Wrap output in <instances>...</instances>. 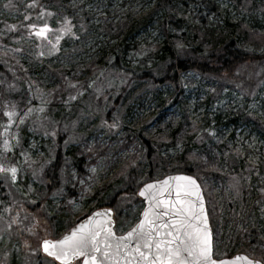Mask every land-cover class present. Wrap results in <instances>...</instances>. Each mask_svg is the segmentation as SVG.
<instances>
[{
	"label": "rangeland",
	"instance_id": "1",
	"mask_svg": "<svg viewBox=\"0 0 264 264\" xmlns=\"http://www.w3.org/2000/svg\"><path fill=\"white\" fill-rule=\"evenodd\" d=\"M174 2L188 17L189 24L201 31L222 30V18L234 22L242 19L264 36V0H241L238 7V2L231 0ZM5 3L9 0H0V54H7L5 62H0V132L8 120L3 115L5 104L16 105L15 97L23 104L16 105L18 115L8 133L10 151L3 150L4 137L0 136V162L18 169L16 181L8 173H0V264H55L42 255V240L57 238L96 206L95 199L84 194L71 199V208L64 209V188L68 184L64 172L60 175L62 191L46 196V173L54 164L58 147L63 152L80 146L107 148L108 154L89 168L85 180L79 181L80 186L87 181L84 190L92 194L135 154V148L120 150L126 129L145 125L149 135H163L173 130L186 112L191 121L202 125L205 113L218 115L225 108L235 112L242 108L246 116L236 126H219L218 135L221 133L224 141L216 152L221 173L204 179L219 217L214 255L222 259L228 254L244 253L264 263V46L258 50L249 47L245 54L256 59L240 65L230 76L188 73L176 85L155 86L151 79L140 78L143 68L140 64L135 66L137 59L129 66L125 57L127 65L117 68L113 66L117 55H110L109 51L116 50L125 39L123 35L114 38L115 34L151 13L156 0H37L34 7H28L31 0H11L8 8ZM42 10L44 16L40 17ZM25 14L29 15L28 20L24 19ZM64 17L71 20L75 36L64 35L57 46L59 51L49 52L46 41L28 36L26 25L47 21L56 29ZM11 24L17 26L14 31L6 27ZM159 26L155 21L126 39V44L130 48L136 44L139 49L163 48L166 37ZM49 38H53V33H49ZM4 39L7 42H2ZM17 48L19 52L15 51ZM103 50L108 51V64H102L101 73L90 81L88 89L78 94L79 89L73 88L75 94L63 95L62 102L55 106L50 93L57 90L60 75L56 78L49 70H64L66 79L75 78L71 83L77 85L87 80L83 71ZM178 50L182 55L191 52L183 47ZM40 51L45 54L39 56ZM15 62L21 63L35 83L43 85V92L26 99L27 103L22 97L28 88L16 76L12 66ZM162 66L158 64L152 72L159 76ZM69 95L76 99L69 100ZM174 97L177 101L166 105ZM29 108L32 112L20 124L19 117ZM212 132L216 135V128L210 123L201 138L219 144ZM143 165L144 161L131 177L127 173L105 197L106 203L113 202L110 208L115 213L117 234H121L122 223L124 230L136 223L143 209V201L137 196L138 185L146 177Z\"/></svg>",
	"mask_w": 264,
	"mask_h": 264
},
{
	"label": "trees",
	"instance_id": "2",
	"mask_svg": "<svg viewBox=\"0 0 264 264\" xmlns=\"http://www.w3.org/2000/svg\"><path fill=\"white\" fill-rule=\"evenodd\" d=\"M231 1L238 2L237 7L241 4V0ZM222 20V30L206 29L201 31L200 28L189 24L188 17L184 13L181 14L179 5L175 4L174 0H156L151 13L140 17L137 21H133L129 26L122 27L115 34L114 38H121L123 35L125 39L121 40L119 47L116 50L114 49L115 51H109L110 55H117L115 56L116 59L113 66L122 69V65L126 64L124 62L125 57L126 60L128 59L127 63L129 66H132L133 61L137 59L134 62L135 66L140 64L139 67L143 68L140 78L151 79L155 86L162 83L176 85L182 80V75L188 73H196L209 77L213 75L221 78L230 76L240 65L256 59V57L245 54V52H247L249 47L258 50L264 46V36L245 25L242 19L235 22L225 18H222ZM155 21L159 22V28L166 37V43L163 48L148 47L146 49H139L136 44L134 48H130L126 44V39L146 29ZM2 42L5 43L7 41L4 39ZM178 44L184 49H190L191 52L187 55L180 54L181 49L178 50L180 48L177 47ZM101 53L103 54L95 56V59L83 71V74L87 75V80L77 83L74 88L75 90L79 89V93L87 90L90 81L99 76L102 71V64L103 66L108 64V61L105 63L108 51L103 50ZM5 57H7V54L5 56L0 54V62H5ZM149 63L151 64L148 65ZM160 63L163 66L159 72V76H157V73L155 75L152 71ZM12 66L14 67L16 76L28 88V92L24 93L22 100L25 101L31 96L43 92L41 90L43 85L35 83L29 77L30 73H28L21 63L15 62L12 63ZM49 71L56 78L57 75H60L57 81V84H59L56 88L57 90L50 93L52 100H55V106H59L58 103L62 102L61 97L63 95L75 94L73 88L68 86V82L72 80L74 83L76 79H66V72L62 69H58L57 72ZM44 93L47 96L49 95L47 92ZM80 98L81 96L78 97V99ZM15 101H17L16 105L19 103L23 104L18 97H15ZM175 101L177 100L174 97L166 105L172 104ZM162 104L164 105V103ZM155 115L152 114L151 117H155ZM245 116L246 111L242 108L237 112L225 108L218 115L205 113L202 125H197L190 120L186 112L178 125L163 135H149V130L145 125L139 129H126V138L123 140L120 150L135 148V154L128 161H125L123 166L118 168L111 179L97 188L92 194L84 190L85 184L88 182L86 181L84 185L80 186L79 181L85 180L89 176V168L104 155L108 154L107 148L100 145L93 147L80 146L64 150L63 152V149L58 147L53 155L54 164L51 165V169L46 173L47 190L49 191L46 196L55 193V191H62L60 175L64 172L68 180V184L64 188L65 196L62 201V204L67 205V207H64L65 210L71 208L68 206L70 205L69 203H73L70 202L71 199L84 194H89L90 198L96 201V206L91 212L102 207H112L113 202L106 203L105 201L109 190H112L114 185L121 181L127 173L131 177L136 169L141 168V164L144 161L145 183L160 180L172 174L191 175L199 181L204 192L208 216L215 236V227L219 222V217L217 215V208L213 207L210 192L205 187L206 182L204 183V179L215 178V172L221 173V165L218 162L216 152L217 149L220 150L222 148L224 141L221 140V133L218 135L219 126L234 124L236 126L240 124V120L245 118ZM210 123L216 128L215 140L217 139L218 141H216L219 144L214 143L213 139L207 142L203 140L204 138H201L203 130ZM25 140L27 141V139ZM46 154L48 153L46 152ZM144 182L139 183L138 187L143 186ZM127 193L129 194L130 190H127ZM231 256L232 254H228L227 257Z\"/></svg>",
	"mask_w": 264,
	"mask_h": 264
},
{
	"label": "snow or ice",
	"instance_id": "3",
	"mask_svg": "<svg viewBox=\"0 0 264 264\" xmlns=\"http://www.w3.org/2000/svg\"><path fill=\"white\" fill-rule=\"evenodd\" d=\"M10 2L4 7L8 8ZM36 2L31 0L28 7H34ZM43 16L42 10L40 17ZM24 19L28 20L29 15L25 14ZM6 27L14 31L17 26L11 24ZM26 27L30 30L29 37L35 36L50 45L49 52L59 51L57 46L64 35L75 36L68 17H64L63 23L56 29H52L47 21L42 25L31 23ZM50 32L53 38H49ZM44 54L43 51L38 53L39 56ZM68 86L76 87L71 82ZM75 99V95H69V100ZM31 112L29 108L20 116L19 123H24ZM3 115L8 120L0 136L4 137L2 148L7 152L11 150L8 133L18 115L16 105L5 104ZM210 134L215 135L214 132ZM12 139H15V134ZM17 172L15 165L6 166L0 162V173H8L12 181H16ZM139 195L144 198L143 210L137 222L130 224L127 230L121 224V234L114 230L111 209H107L93 213L58 240H42L40 248L59 264H72L78 258H82V264H261L260 260L250 259L247 255H236L231 259L213 258L212 232L204 198L200 185L192 176L172 175L146 183L139 190Z\"/></svg>",
	"mask_w": 264,
	"mask_h": 264
},
{
	"label": "water",
	"instance_id": "4",
	"mask_svg": "<svg viewBox=\"0 0 264 264\" xmlns=\"http://www.w3.org/2000/svg\"><path fill=\"white\" fill-rule=\"evenodd\" d=\"M174 175H187V174H174ZM168 176H172V175H168ZM168 176H166V177H168ZM188 176H191V175H188ZM165 177V178H166ZM193 177V176H192ZM165 178H163V179H165ZM194 178V177H193ZM163 179H161V180H163ZM194 179H196V178H194ZM196 181H197V179H196ZM197 183L200 185V183L197 181ZM143 187V186H142ZM141 187V188H142ZM140 188V189H141ZM139 189V190H140ZM200 189H201V192H202V195H203V198H204V203H205V210H206V213H207V216H208V212H207V206H206V200H205V197H204V194H203V190H202V187H201V185H200ZM137 195H138V197L141 199V200H143V202H144V198L143 197H141L140 195H139V191H138V193H137ZM107 209H109V208H103V209H99V210H97V211H95L94 213H96V212H103L104 210H107ZM91 216V215H90ZM111 216H112V219H113V221H114V213H113V211L111 210ZM85 219H87V218H85ZM84 219V220H85ZM84 220H82L81 222H83ZM208 221H209V217H208ZM81 222H79L77 225H79ZM115 222V221H114ZM76 225V226H77ZM76 226H74V227H76ZM114 226H115V223H114ZM73 227V228H74ZM209 227H210V229H211V232H212V228H211V225H210V221H209ZM71 230V229H70ZM70 230L67 232V233H69L70 232ZM67 233H65V234H67ZM64 234V235H65ZM64 235H62L60 238H62ZM60 238H58V239H60ZM57 239V240H58ZM212 244H213V232H212ZM42 250V249H41ZM42 253L44 254V255H46L43 251H42ZM239 255H244V254H239ZM47 256V255H46ZM236 256V255H235ZM50 258H52V257H50ZM214 258V257H213ZM78 259H81V258H78ZM215 259V258H214ZM227 259H231V258H227ZM74 261H76V260H74ZM73 261V262H74ZM58 262V261H57ZM72 262V263H73ZM59 263V262H58ZM261 264H263V263H261Z\"/></svg>",
	"mask_w": 264,
	"mask_h": 264
},
{
	"label": "flooded vegetation",
	"instance_id": "5",
	"mask_svg": "<svg viewBox=\"0 0 264 264\" xmlns=\"http://www.w3.org/2000/svg\"><path fill=\"white\" fill-rule=\"evenodd\" d=\"M119 235V234H118ZM73 264H82V260H77Z\"/></svg>",
	"mask_w": 264,
	"mask_h": 264
}]
</instances>
